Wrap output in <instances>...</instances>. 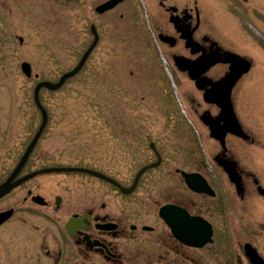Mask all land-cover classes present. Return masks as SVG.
<instances>
[{
  "label": "rangeland",
  "instance_id": "1",
  "mask_svg": "<svg viewBox=\"0 0 264 264\" xmlns=\"http://www.w3.org/2000/svg\"><path fill=\"white\" fill-rule=\"evenodd\" d=\"M101 1L11 0L6 9L3 2L0 95L12 90L17 104L36 111L35 85L56 82L79 63L93 41L90 26L95 23L100 39L81 71L59 90H41L51 119L39 146L51 160L100 168L126 184L135 176L139 181L141 167L156 160L152 142L167 165L183 154L192 164L195 159L212 163L210 156L221 146L200 118L204 108L193 107L191 99L200 100L199 93L188 77L164 71L169 62L152 23L165 18L157 0H126L99 16L93 11ZM205 14L207 28L221 36L225 48L251 59L252 69L235 92L236 109L251 141L229 137L228 146L264 185V0H207ZM24 61L31 65L29 76L21 69ZM155 174L149 170L142 176L134 197L151 194ZM77 181L74 175L64 177V189ZM95 182V188H102ZM223 187L240 215V241L253 240L264 249V235L257 236L262 235L264 200L252 183L244 198L228 177ZM247 213L259 232L253 239L242 227L251 219Z\"/></svg>",
  "mask_w": 264,
  "mask_h": 264
},
{
  "label": "flooded vegetation",
  "instance_id": "2",
  "mask_svg": "<svg viewBox=\"0 0 264 264\" xmlns=\"http://www.w3.org/2000/svg\"><path fill=\"white\" fill-rule=\"evenodd\" d=\"M105 1L96 4L93 12L105 16L122 4L97 12V6ZM10 2L0 1V7L3 4L5 9L10 8ZM157 5L165 18L152 23L168 58L164 70L190 79L200 96V100L191 99L193 107L204 108L200 118L205 125L204 115L220 119L219 105L207 99L214 83L230 70L231 63L224 60L227 52H239L225 48L221 36L207 28V0H157ZM239 55L251 61L246 54ZM235 88L230 95L234 110ZM9 92L11 95H0V186L10 180L8 191L0 195V264H256L250 255L252 249L264 264V249L253 240L240 241L236 229L240 215L223 187L228 177L244 198L246 186L252 183L264 200L258 189H264L260 179L228 146L229 137L251 141L250 135L243 138L227 133L225 148L215 139L221 149L210 156L212 163L208 164L207 160L197 159L192 164L190 156L183 154L167 165L152 142L156 160L148 164H158L147 168L138 182L135 176L132 183L126 184L100 168L51 160L46 149L39 146L51 119L41 91L39 97L47 119L37 138L44 118L34 94L36 111L30 104L32 111H27L22 102L17 104L14 92ZM224 160L236 162L240 188L221 164ZM149 170L156 171L151 194L144 192L134 197L142 176ZM70 175L80 181L64 189L63 178ZM96 180L103 184L102 188H95ZM244 215L251 219L243 221V230L253 239L257 231L252 216ZM263 221L262 235L257 236L264 235Z\"/></svg>",
  "mask_w": 264,
  "mask_h": 264
},
{
  "label": "water",
  "instance_id": "3",
  "mask_svg": "<svg viewBox=\"0 0 264 264\" xmlns=\"http://www.w3.org/2000/svg\"><path fill=\"white\" fill-rule=\"evenodd\" d=\"M119 1H121V0H110L107 3H105L104 5H102L99 8V10L104 11L106 9L112 8ZM92 29H93V32L95 34V39H94L93 43L91 44V46L88 48V50L85 52V54L83 55V57L81 58V60L77 64V66L73 70L66 72L60 78V80L57 83H53L50 81H41L36 86L35 100L40 107H42L40 104V100H39V90L41 89V87L44 86V87H47L49 89H57L63 85V83L66 81L67 78L75 75L76 73H78L81 70V68L85 64L86 60L88 59L90 53L92 52V50L96 46L98 38H99L95 26H93ZM227 54H228V56L224 60L226 62L231 63V67H230L231 71H230V73L227 74L225 79H223L222 81H217L214 83L215 88L211 90L210 95L207 99L208 101L217 103L219 105L220 114L218 117H220V119H217V120L213 119L212 120L211 116H209V115H204V119H203V121L209 126V128L211 130V135L213 137H215L216 139H218L223 144L224 148H225V137H226V134L228 132L237 134L243 138L249 137V135L242 128L240 121H239L237 115L235 114V110L233 108V105H232V102L230 99V89L235 84V82L238 80V78L244 72L249 70L250 62L246 59H243L242 57H240L239 55H237L235 53L227 52ZM212 63H214V62H212ZM23 69L25 70V72L27 74H30L31 69H30V66L27 62L23 63ZM199 86H200V84H199ZM45 124H46V113L44 112V123H43V126L41 127L40 131L36 135V138L41 133ZM221 164L225 167L226 172L229 174L231 181L234 182L240 188L241 187V178L238 175L237 170H236V165H237L236 162L224 160L221 162ZM148 167L149 166H146L143 169H141L137 177H139L144 172V170ZM87 171H89L90 173H94L98 176H101V177H103L109 181L114 182V183H117L112 178H110V177H108V176H106L100 172L92 171V170H87ZM136 181H137V178H136ZM131 189H127V190L129 191ZM258 189H259L260 193L264 195V189L262 187H259ZM7 190H8V187L6 185L0 186V195L4 194ZM249 246L250 245H247V247H249ZM250 255H251V257L256 259V261H255L256 264L262 263L261 257H259V255L255 251V249H252V253H250Z\"/></svg>",
  "mask_w": 264,
  "mask_h": 264
},
{
  "label": "bare ground",
  "instance_id": "4",
  "mask_svg": "<svg viewBox=\"0 0 264 264\" xmlns=\"http://www.w3.org/2000/svg\"><path fill=\"white\" fill-rule=\"evenodd\" d=\"M251 69H252V67L250 68V70L248 71V72H246L245 74H243V76L238 80V82L236 83V85H235V87H237V85L239 84V82L251 71ZM235 92H236V88H235ZM235 92H234V95H235ZM235 97H236V95H235ZM236 111V113H237V116H239L238 115V111H237V109L235 110ZM240 118V117H239ZM238 118V119H239ZM239 121H241L240 119H239Z\"/></svg>",
  "mask_w": 264,
  "mask_h": 264
}]
</instances>
